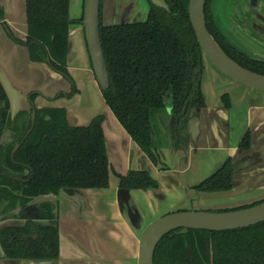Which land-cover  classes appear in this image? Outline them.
I'll return each instance as SVG.
<instances>
[{"label":"trees","instance_id":"16d2710c","mask_svg":"<svg viewBox=\"0 0 264 264\" xmlns=\"http://www.w3.org/2000/svg\"><path fill=\"white\" fill-rule=\"evenodd\" d=\"M166 1L170 12L152 5L145 21L101 27L111 80L110 88L103 92L104 99L133 140L156 165L158 158L152 148V113L165 106L167 95L176 110L184 101L190 102L192 111L205 106L200 87L204 55L188 13L190 0ZM210 1L207 0L206 5L210 33L230 57L244 67L264 74V62L249 58L226 40L210 14ZM70 2L27 0L26 43L31 60L45 62L50 56L51 66L64 72H67L65 66L73 24ZM0 11L3 18L4 13ZM3 24L11 37L9 25ZM0 100L4 102L0 106L1 138L9 108L1 83ZM223 102L226 108L230 106L227 95L223 96ZM42 112L49 118H39L17 154L18 159L27 161L35 171L25 193L38 195L64 189L73 193L76 188H107L110 164L102 127L104 116H96L88 126L72 128L64 109H43ZM250 143L249 134L244 147L250 148ZM5 159L2 155L0 165L8 162ZM119 178L120 188L124 189L146 190L160 186L147 170H132ZM5 185L0 176V201L8 193ZM233 187V169L226 163L195 189L213 193L230 191ZM154 261L155 264H264V222L218 232L178 229L162 239Z\"/></svg>","mask_w":264,"mask_h":264},{"label":"crops","instance_id":"0c3cea01","mask_svg":"<svg viewBox=\"0 0 264 264\" xmlns=\"http://www.w3.org/2000/svg\"><path fill=\"white\" fill-rule=\"evenodd\" d=\"M16 4V11L8 14V25L16 36L23 38L28 33L26 16L23 12V4L19 0ZM212 11L218 27L232 44L251 57L264 60V0H213ZM70 42L72 48L68 54V67L76 84L82 91L88 79L94 84L91 87L100 91L92 71L82 28L72 29ZM0 45L8 46V58L13 65V75L20 85L31 82L30 91L50 88L44 91V97L38 99L39 104L68 108L69 114L78 124H87L97 115L93 114L91 107L79 105V101L74 103L72 100L61 98L47 102L49 96L68 89L69 83L66 85L61 83L59 77L46 63H29L25 46L16 45L9 34L7 37L1 22ZM11 53L14 55L13 58ZM209 68L211 67L207 64V70ZM217 78L216 81L222 82L219 76ZM218 86L230 90L233 98L232 109L227 110L223 107L220 97L223 90H217L215 85H211L210 91L218 93L219 100L210 102L209 94L203 85L207 106L201 111L202 132L198 148L195 150L191 144L190 153L212 152L214 156L220 155L224 158L231 155L234 160H240L247 154L259 157L262 162L243 169L235 175L237 185L232 192L211 196L193 188L204 180L202 176L192 173L193 177L189 178L191 169L195 166L199 169L209 160L190 154L186 169L181 171L179 166L183 152L169 145L163 150V158L167 161L169 169L163 170L155 166L133 142L106 105L103 112L104 130L108 155L114 170L126 174L131 169H146L159 182L160 186L157 190H131L132 202L146 218L156 213L155 208H160L169 197L172 199L168 205L171 212L185 208L193 209L194 201L200 209L250 201L264 196V94H257L252 89H242L239 85ZM246 129L252 132V146L245 151L238 149V143ZM193 158L196 159V163ZM118 190V179L112 173L109 188L82 192V197L85 198L83 208L78 202L68 203L66 207L68 214L65 219L69 220L66 225L69 231L64 234L68 235L71 241H80L89 250L93 245L98 246L100 253L106 256L108 264H137L141 234L130 224L126 214L122 213L118 205Z\"/></svg>","mask_w":264,"mask_h":264},{"label":"flooded vegetation","instance_id":"af4514ba","mask_svg":"<svg viewBox=\"0 0 264 264\" xmlns=\"http://www.w3.org/2000/svg\"><path fill=\"white\" fill-rule=\"evenodd\" d=\"M150 1V0H149ZM212 1H210L209 4V11L214 19L215 23V17L212 11ZM109 0H101V26H111V25H118V24H125V23H132V22H122V23H104V15L105 13L109 15ZM106 5V7H105ZM155 6L150 1V6ZM207 5V3H206ZM157 7V6H156ZM161 8V7H159ZM164 9V8H163ZM151 10V8H150ZM149 10V12H150ZM166 10V9H165ZM189 10V8H188ZM167 11V10H166ZM171 11V10H170ZM168 11V12H170ZM206 11V9H205ZM148 12V15H149ZM189 13V11H188ZM1 14V11H0ZM70 15L73 19V24L70 29L69 34V43H70V35L73 28H82L86 45L88 49V43L86 39V33L82 25V21L84 19V3H83V12L79 17L72 16L71 13V2H70ZM147 15V18H148ZM147 20V19H146ZM135 22H142V21H135ZM217 25V23H216ZM218 26V25H217ZM10 28V26H9ZM219 28V27H218ZM11 29V28H10ZM220 30V28H219ZM221 31V30H220ZM12 34L10 33L11 37L16 40L20 45L27 47V35L24 38L17 37L14 32L11 30ZM222 32V31H221ZM223 34V32H222ZM224 35V34H223ZM17 37V38H14ZM226 38V36L224 35ZM102 40V37H101ZM226 40L235 47L239 52L245 54L251 59H254L259 62H264V60L256 59L251 57L250 55L246 54L242 50H240L238 47H236L234 44H232L227 38ZM69 43H68V51H69ZM103 44V42H102ZM202 49V48H201ZM104 50V47H103ZM203 51V50H202ZM226 52V51H225ZM89 53V50H88ZM227 53V52H226ZM105 54V52H104ZM90 55V54H89ZM204 55V53H203ZM91 59V57H90ZM106 59V57H105ZM235 60V59H234ZM236 61V60H235ZM107 62V60H106ZM51 69H53L56 72H59L63 74L66 79L68 80L69 87L66 90H61L56 93L54 96H49L47 102H52L61 98H65L68 100H73L75 96L81 95L82 91L79 88V86L76 84L74 77L72 76L69 67H68V57H67V65L65 66L67 72H64L60 69H55L50 64V56L46 57L45 62ZM92 63V61H91ZM239 63V62H238ZM207 64L212 65L215 70L219 72V74L223 75L225 78H229L230 81L224 82V85H238L242 89H252L248 86H245L242 83H239L235 81L234 79L228 77L224 73H222L218 68H216L204 55V69L200 75V87L201 91L203 93L205 106L199 109H203L207 106L206 97L203 91V85H204V73L207 70ZM240 64V63H239ZM241 65V64H240ZM63 66V65H62ZM108 66V64H107ZM243 66V65H242ZM244 67V66H243ZM246 68V67H245ZM248 69V68H247ZM250 70V69H249ZM93 71V66H92ZM109 71V69H108ZM253 71V70H252ZM255 72V71H254ZM258 73V72H257ZM94 74V71H93ZM110 74V73H109ZM261 74V73H260ZM94 77L96 79V76L94 74ZM96 82L98 86L100 87V91L103 95L104 91L102 87L99 85L97 79ZM110 86H111V80H110ZM256 92H260V94H264L262 91H258L255 89H252ZM227 95L230 101V106L226 108L224 106L223 102V96ZM45 93L41 90H33L30 92L29 96V108L22 110L18 112L15 116L11 113V104L10 100L8 98L9 108H8V119L5 124V128L3 131V134L0 138V163L2 160V155L6 159H8V162L5 161L3 164L0 165V176L4 178L6 182V187L8 189V193L5 195V198H3L0 201V261L4 260H19V259H33V260H56L59 259L61 255V240L63 237L64 232H68V228L66 227L69 220H66L65 217L68 214L66 211V207L68 203L71 202H78L79 205L83 208L85 205V198L82 197V192L84 190H91V189H107L110 187L111 184V174L114 173L118 179V186L120 188V178L119 176H125L133 169L129 170L126 174H120L117 173L114 168L112 167V164L109 159L108 155V145L106 141L105 136V130H104V121L102 123L104 137H105V143H106V151L109 159L110 164V172H109V179L110 183L107 188H76L73 190V193H70L68 190H60L59 192H48V193H41L38 195H32L25 193L26 187L30 185V183L34 179L35 171L31 164H29L27 161H23L21 158H17V154L19 153L20 149L25 145L28 137L30 134L34 131L35 126L39 120V118L43 117L44 119H48L49 116L47 114H43V109H64L66 111V119L68 122L69 127H85L88 126L92 120L100 115H96L92 118V120L87 124H78L73 116L69 114V110L66 107L62 106H50V105H41L38 103V99L40 97H44ZM104 98V96H103ZM47 99V98H46ZM105 100V99H104ZM221 101L223 103V107L227 110H231L233 106V98L231 92H225L221 96ZM106 103V101H105ZM107 105V103H106ZM108 106V105H107ZM109 107V106H108ZM110 108V107H109ZM36 111V120L35 123H33L32 114L33 111ZM111 110V108H110ZM193 109L190 107L189 101H184L182 105L175 109L173 104L170 102L169 95L166 97V104L163 108L156 110L151 115V128H152V148L153 151L158 158V165L154 164L153 161L149 158V156L140 148V146L133 140L131 135V139L133 142L138 146V148L144 153V155L157 167H160L163 170L169 169V166L167 164V161L163 158V150L167 149L169 145H173L176 149L181 150L183 149L184 145L188 146V149L191 145V138L189 135V119L191 114L194 112ZM162 111H166L169 113L170 116V122H163V128L161 130V140L156 143L154 140V124H153V116L155 114L158 116V113H161ZM101 115H105L102 113ZM169 123V124H168ZM250 134V148L252 146V132L250 129H246L243 136L241 137L239 143H238V149L240 150H249L250 148H245L244 144L246 143L247 135ZM5 159V160H6ZM226 163H229L233 169L234 174V164H236V161L234 158L230 155L227 156L224 161L222 162V167ZM219 167V168H220ZM218 168V169H219ZM217 169V170H218ZM140 170H146V169H140ZM216 170V171H217ZM148 171V170H147ZM149 172V171H148ZM150 173V172H149ZM151 174V173H150ZM152 175V174H151ZM153 177V175H152ZM154 178V177H153ZM156 179V178H155ZM157 180V179H156ZM158 181V180H157ZM200 183V182H199ZM198 183V184H199ZM235 183V178H234ZM196 186V185H195ZM195 186L193 187L195 189ZM197 190V189H195ZM198 191V190H197ZM201 192V191H199ZM253 206V205H252ZM250 207V206H249ZM246 208V207H243ZM241 209V208H238ZM230 208H227V210L223 211H230ZM236 210V209H234ZM247 228V227H246ZM185 229V228H182ZM242 229V228H241ZM194 230V229H193ZM209 231V230H207ZM227 231V230H226ZM212 232H218V231H212ZM162 241V240H161ZM159 245V244H158Z\"/></svg>","mask_w":264,"mask_h":264},{"label":"water","instance_id":"95a60500","mask_svg":"<svg viewBox=\"0 0 264 264\" xmlns=\"http://www.w3.org/2000/svg\"><path fill=\"white\" fill-rule=\"evenodd\" d=\"M17 1L18 0H0V10H2L4 13L3 18H0V22L6 31L7 37L8 31L4 27L3 23L8 25V14L16 11ZM19 1L21 4H23V12L25 13L28 27L27 0ZM150 1L155 6L170 11V7L166 0ZM206 3L207 0H190L188 10L191 23L205 57L228 77L252 89L264 92V74L254 72L240 65L225 52V50L220 46V44L208 30L205 11ZM100 10L101 0H84V19L82 21V25L86 33L88 50L91 57L94 74L102 89L107 90L110 87V74L108 71L101 40ZM10 39L12 38L10 37ZM16 45H18V43H16ZM25 48L28 49L27 47ZM71 48L72 43L70 42L68 54L70 53ZM13 57L14 55L12 54V58ZM28 59L29 63L31 64L41 63L31 60L29 50ZM11 63L8 58V46L4 47L0 45V83L10 100L11 113L13 116H15L18 112L30 107L29 96L30 92L32 91H30L31 82H28L27 85H20V83H18L19 81L13 75V65ZM23 73H25V71H23ZM48 89L50 88L47 87L41 91L44 92ZM201 111L202 109H196L191 114L189 119V135L191 138V144L195 150L198 148V143L202 132ZM32 119L33 123H35V110L33 111ZM182 152L183 157L181 158L179 166V170L181 171L186 169L190 154V150L188 149L187 145L183 146ZM235 161L236 164H234V178L235 175L240 173V171L243 169L260 164L262 159L254 155L246 154L242 159ZM236 185L237 180L235 179L234 187L230 191L201 193H205L207 196L218 193H228L232 192ZM263 199L264 196L250 201L201 207L200 209L195 210H175L157 218L145 228L140 238L137 264H155L154 258L158 244L166 235L178 229L185 228L194 230L226 231L246 228L264 222ZM260 200L263 201L250 207L234 210V208L252 204ZM118 205L122 213L126 214L128 217L130 224L136 230L142 229L143 221L146 219V217L140 211L138 206L132 202L130 189L121 188L118 190ZM227 208H230L231 210L223 211ZM82 226H84V224H82ZM67 236L68 235L63 234L61 240V255L59 259H19L11 260L9 263L8 260H4L0 261V264H108L106 256L100 253L98 246L94 247L93 245L92 249L89 250L80 241H71ZM94 240L95 239L93 238V241Z\"/></svg>","mask_w":264,"mask_h":264},{"label":"rangeland","instance_id":"374dc122","mask_svg":"<svg viewBox=\"0 0 264 264\" xmlns=\"http://www.w3.org/2000/svg\"><path fill=\"white\" fill-rule=\"evenodd\" d=\"M83 3L84 0H71V13L72 16L74 17H79L82 12H83ZM109 15L105 13L104 15V23L108 24V23H122V22H135V21H145L147 19V15L148 12L151 8L150 6V1L149 0H109ZM106 7V5H105ZM76 50H77V46H76ZM28 51V49H27ZM211 68H209L208 70L205 71L204 73V85L206 88V91L209 94V99L210 102H218L219 97L218 93H212L210 91L211 89V85H215V89H221L223 90L220 97L225 93V92H229L230 90L227 88H222L218 85H224V82L226 81H230L229 78H225L223 75L219 74V72L217 70H215L213 68V66H210ZM51 71L57 75L59 77V79L61 80V83H68V80L66 79V77L59 73L54 71L53 69H51ZM217 74V76L215 75ZM220 77L222 82L216 81L215 79H218L217 77ZM56 78V77H54ZM86 79V76H85ZM91 85H94L93 83H91L88 79H86V83L84 84V87L82 89V93L81 95H77L75 98H73L72 102L76 103L77 101H79V105H85L86 108L91 107L93 109V114H102L105 110L106 107V103L105 100L103 98L102 93L98 90V88H93L91 87ZM240 85V84H238ZM257 94H259L260 92H256ZM263 95V94H261ZM4 104V102H2L0 100V106H2ZM170 122V116L169 113L166 111H162L161 113H158V116L155 114V116H153V124H154V140L156 141V143H158L161 140V130L163 128L162 123L163 122ZM164 122V123H165ZM169 124V123H168ZM234 125V123H233ZM237 124H236V130H237ZM191 156H198V158L202 159L205 158L207 160H209V162L207 164H205V166L201 167V168H197V166H195V168L191 169L189 171V178H192L193 176H191L192 173H194L195 175H199L202 176L201 178L205 179L208 176H210L211 174H213L221 165L222 162L224 161V157L223 156H214V154L212 152H198V151H193L190 153ZM189 154V155H190ZM195 160L196 163V159L193 158ZM201 164H199L200 166ZM198 169V170H197ZM169 200L165 203H162V205L160 206V208H155L156 213L151 214L150 217L146 218L143 221V225H142V229L139 230V233L143 234L145 228L154 220H156L157 218L170 213L168 209V205L170 203V201H172V199H170V197L168 198ZM195 203V201H194ZM193 203V209H186V210H195V209H199L197 207V204ZM191 205V203H190ZM177 208V207H176ZM183 210V209H181ZM174 211V210H173ZM171 211V212H173Z\"/></svg>","mask_w":264,"mask_h":264}]
</instances>
